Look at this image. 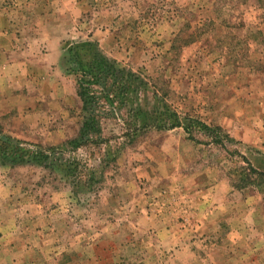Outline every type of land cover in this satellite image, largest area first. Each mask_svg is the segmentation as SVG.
Segmentation results:
<instances>
[{"label":"rangeland","instance_id":"374dc122","mask_svg":"<svg viewBox=\"0 0 264 264\" xmlns=\"http://www.w3.org/2000/svg\"><path fill=\"white\" fill-rule=\"evenodd\" d=\"M0 264H264V0H0Z\"/></svg>","mask_w":264,"mask_h":264},{"label":"trees","instance_id":"16d2710c","mask_svg":"<svg viewBox=\"0 0 264 264\" xmlns=\"http://www.w3.org/2000/svg\"><path fill=\"white\" fill-rule=\"evenodd\" d=\"M94 70V72H93ZM88 75V73H86ZM90 78L91 80L94 79L95 82L99 83L100 80H108L111 79V81L113 83H116V81L119 79L118 76L115 75V71L114 68L111 64H109L108 62H106L104 59L100 58L98 59L95 64L93 65V67H91L90 69ZM91 83H85V80L81 81V84L79 85V88L81 89V96L87 97L85 98V103L88 106L89 104L95 103V97L94 95L91 93L90 91V85ZM92 117H94V115H92ZM95 118L94 117L91 121H88L86 123L84 134L87 132H90L92 129L96 128L95 124ZM218 129H220L219 127H217ZM83 133V132H82Z\"/></svg>","mask_w":264,"mask_h":264},{"label":"crops","instance_id":"0c3cea01","mask_svg":"<svg viewBox=\"0 0 264 264\" xmlns=\"http://www.w3.org/2000/svg\"><path fill=\"white\" fill-rule=\"evenodd\" d=\"M4 48L6 49V46H5ZM5 49H4V50H5Z\"/></svg>","mask_w":264,"mask_h":264}]
</instances>
